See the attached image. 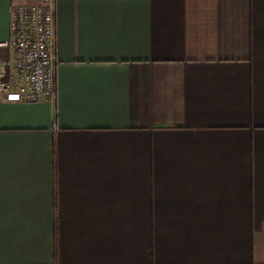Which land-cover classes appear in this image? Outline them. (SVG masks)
<instances>
[{
  "label": "crops",
  "instance_id": "crops-1",
  "mask_svg": "<svg viewBox=\"0 0 264 264\" xmlns=\"http://www.w3.org/2000/svg\"><path fill=\"white\" fill-rule=\"evenodd\" d=\"M55 3L56 97L0 103V264H264V0Z\"/></svg>",
  "mask_w": 264,
  "mask_h": 264
},
{
  "label": "built area",
  "instance_id": "built-area-1",
  "mask_svg": "<svg viewBox=\"0 0 264 264\" xmlns=\"http://www.w3.org/2000/svg\"><path fill=\"white\" fill-rule=\"evenodd\" d=\"M56 14L55 0L11 6L9 37L0 42V103L56 97Z\"/></svg>",
  "mask_w": 264,
  "mask_h": 264
}]
</instances>
